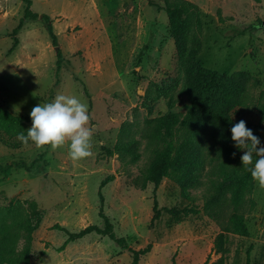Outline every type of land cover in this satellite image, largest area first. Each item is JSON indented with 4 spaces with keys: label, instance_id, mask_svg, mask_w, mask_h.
Masks as SVG:
<instances>
[{
    "label": "rangeland",
    "instance_id": "obj_1",
    "mask_svg": "<svg viewBox=\"0 0 264 264\" xmlns=\"http://www.w3.org/2000/svg\"><path fill=\"white\" fill-rule=\"evenodd\" d=\"M192 1L204 14L200 61L229 74L250 75L251 101L238 112L246 123L260 122L253 103L264 89V0ZM26 7L25 0H0V105L30 116L33 107L52 102L57 94L76 96L88 106L87 127L92 129V155L77 162L70 159L67 143L51 151L50 146L37 150L31 142L24 145L17 136L9 137L16 145L0 141V206L14 198L35 200L42 213L29 264H130L129 248L96 232L59 250L68 234L55 224L71 231L90 224L104 226L101 194L119 236L127 237L133 248L153 244L141 264H173L174 259L177 264H203L207 259L212 264L219 259L215 240L222 226L206 211L207 183L188 198L176 181L165 178L157 190L162 216L155 223V184L141 186V173L151 156L142 136L146 119L169 112L170 93L175 111L185 112L190 103L168 13L150 0H33L32 9L40 13L33 20L24 19ZM45 13L52 17L58 46ZM23 19L19 42L11 51L14 29ZM58 47L64 56L60 69ZM155 83L170 90L169 95L147 98ZM238 112H233L235 119ZM127 123L141 140L142 157L136 163L107 152ZM31 125L32 120L26 130ZM262 138L264 146V129ZM111 174L114 179L101 187ZM251 197L255 205L248 206L250 234H229L226 264H264V190L257 182ZM191 207L195 210L185 211Z\"/></svg>",
    "mask_w": 264,
    "mask_h": 264
},
{
    "label": "trees",
    "instance_id": "obj_2",
    "mask_svg": "<svg viewBox=\"0 0 264 264\" xmlns=\"http://www.w3.org/2000/svg\"><path fill=\"white\" fill-rule=\"evenodd\" d=\"M25 1L27 7L24 19H37L40 13L32 9L33 0ZM150 4L168 13L170 31L175 38L180 64L185 74L183 90L189 95L190 103L185 112L175 111L176 100L170 93L169 112L146 119L142 136L147 139L151 156L148 165L142 170L141 186L146 188L149 183L155 184L152 219L155 223L162 216L157 190L165 178L176 181L183 195L188 198L194 197L193 189L207 183L206 211L222 226V231L215 240L216 251L222 255L212 264H226L228 236L231 233L240 236L250 234L247 222L248 206L255 205L251 197L255 181L251 178L250 172L243 167L241 161L243 150L237 149L231 139V127L243 117L238 108L249 105L251 101L247 91L250 75L244 71L229 74L209 68L200 61L204 14L196 2L164 0L161 3L150 0ZM43 18L47 21L53 44L58 46L59 38L51 15L45 13ZM24 19L14 29L15 41L11 51L19 42L17 33L23 27ZM58 56L57 66L60 69L64 61L60 47ZM155 85V90L147 91V98L158 99L169 95L170 90L166 91L158 83ZM253 104L261 119L258 123L248 122L246 126L259 137L261 146L264 129V89L260 93L258 103ZM233 112H238L237 119L234 118ZM30 121V116L12 113L0 105V141L16 145L17 141L12 142L9 137L13 138L20 132H25L26 135V125ZM135 132L129 123L123 125L115 146L107 148L108 154L111 156L118 154L126 163L138 162L142 157L139 147L141 140L136 137ZM233 153L236 154L235 157ZM252 166L254 165L249 167ZM6 172L7 174L10 172L9 166L6 167ZM205 175L208 177L206 180L203 179ZM114 177V174L107 176L101 182V187ZM101 198L100 214L104 219V226L90 224L80 231H71L63 225L55 224L54 228L62 229L68 234L59 250H63L70 241L96 232L108 235L119 245L129 248L133 255L130 264H141L142 257L152 250L153 244L149 243L142 248L131 247L127 237L117 234L114 223L104 211L102 194ZM194 210L191 207L185 211ZM171 212L179 216V211L171 209ZM41 223L42 213L35 200L23 201L14 198L8 205L0 206V264H29L33 257L34 233ZM209 262L207 259L203 264ZM173 264H177L175 259Z\"/></svg>",
    "mask_w": 264,
    "mask_h": 264
},
{
    "label": "clouds",
    "instance_id": "obj_3",
    "mask_svg": "<svg viewBox=\"0 0 264 264\" xmlns=\"http://www.w3.org/2000/svg\"><path fill=\"white\" fill-rule=\"evenodd\" d=\"M30 117L32 125L26 135L25 132L17 135L24 145L31 142L37 150H48L50 146L51 151H56L67 143L73 162L92 155V129L87 127L90 120L88 106L76 96L57 94L52 102L33 107ZM231 133L235 147L246 150L241 156L243 167L250 172L258 187L264 190V146H260L259 137L253 134L244 120L234 124Z\"/></svg>",
    "mask_w": 264,
    "mask_h": 264
}]
</instances>
